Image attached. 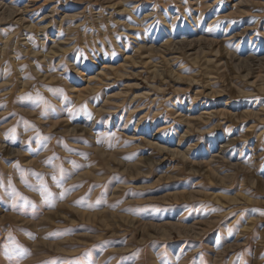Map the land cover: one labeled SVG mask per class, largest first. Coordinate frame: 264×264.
Listing matches in <instances>:
<instances>
[{
    "label": "rangeland",
    "instance_id": "rangeland-1",
    "mask_svg": "<svg viewBox=\"0 0 264 264\" xmlns=\"http://www.w3.org/2000/svg\"><path fill=\"white\" fill-rule=\"evenodd\" d=\"M0 17V264H264V0Z\"/></svg>",
    "mask_w": 264,
    "mask_h": 264
},
{
    "label": "bare ground",
    "instance_id": "bare-ground-1",
    "mask_svg": "<svg viewBox=\"0 0 264 264\" xmlns=\"http://www.w3.org/2000/svg\"><path fill=\"white\" fill-rule=\"evenodd\" d=\"M11 11H12V9L9 11L10 13H11ZM10 13H9V15L8 16H10ZM13 13V12H12ZM1 18V17H0ZM0 21H1V19H0ZM3 21V20H2ZM1 21V22H2ZM23 19L21 18V19H18V22H20V23H23ZM31 28V27H30ZM42 30H43V28H42ZM9 40H10V38H8L7 40H5V42L3 43V47L1 48V50H0V60L3 58V55L5 54V50H6V48H7V46H8V42H9ZM15 43V46H16V42H14ZM55 48L54 49H51L48 53H46V54H41V57H42V59L43 60H50V58L53 56V55H55V54H57V52H58V50L60 49V45H58V44H55ZM56 48H59V49H57L56 50ZM62 50V49H61ZM63 51V50H62ZM61 51V52H62ZM64 53V52H63ZM32 54H39V52H37V53H35V52H32ZM49 62V61H48ZM82 215V217L84 216V214H81ZM60 244V243H59ZM58 247V246H57ZM58 248H60V247H58ZM62 249V248H61ZM60 249V250H61Z\"/></svg>",
    "mask_w": 264,
    "mask_h": 264
}]
</instances>
